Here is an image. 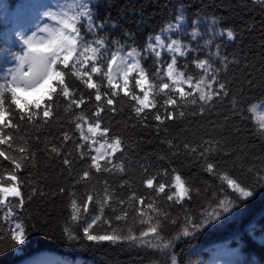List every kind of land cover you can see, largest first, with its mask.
<instances>
[{"label":"snow or ice","instance_id":"6c2138e0","mask_svg":"<svg viewBox=\"0 0 264 264\" xmlns=\"http://www.w3.org/2000/svg\"><path fill=\"white\" fill-rule=\"evenodd\" d=\"M251 2L264 7V0ZM99 6V0H61L48 6L42 15L49 22L38 26L31 35L19 34L17 39L22 45L21 50L10 53L14 63L0 68V160L8 164L5 170L0 171V256L9 250L22 253L19 246L25 244L30 234L22 219L23 212L35 197L46 195L36 182V174L31 172L27 179L30 192H25L26 181L22 173L27 168H38L36 154L40 149L35 144L43 143L42 150L48 160H61L64 166L61 174L67 172L69 187H59L58 192L52 195L54 198L58 195L70 197V223L66 222L62 229L63 238L69 244L87 241L89 244L84 245L87 247L107 242L164 252L172 247L173 241L163 235V228L166 224L176 225L177 219L160 205V201H165L169 208L183 206L185 201L193 199L194 191L199 194V189H194L175 169L170 179H167L168 170L164 169L161 175L166 179L160 180L158 175H148L145 168L146 178L142 184L148 190L147 196L138 195L125 179H121L116 187L103 179L98 181L104 185L102 194L92 185V190L85 194L86 199L77 196L75 189L87 186L95 177L111 176L116 172L126 174L124 162L117 156H122L125 151L124 140L113 135L103 119L108 113L118 112L119 101H126V107L130 109L129 121L135 119L142 127L148 128L151 118L157 122L159 132L160 126L176 119L177 114L183 118L188 110L191 115L204 116L218 101L227 98L229 87L227 81L221 79V73L227 74L230 64L241 63L235 57L230 61L227 55H222L225 40L234 42L237 37L231 28H221L215 17L204 28L199 18L189 20L185 10L180 8L158 32L145 37L141 48L134 40L129 43L128 40L122 42L110 38L105 29L116 25L110 23V17L98 20ZM85 33L92 38L87 39ZM125 36L132 39L131 33L126 32ZM218 38L220 43H217ZM205 50L207 55L200 58L198 53ZM193 54L196 55L191 65L198 70L195 73L190 71L187 62ZM149 58H154L151 72L144 66ZM182 58L184 63H181ZM243 63L247 67V54H244ZM246 75L250 77L251 73ZM70 80L78 81L88 90L87 95L73 87ZM247 82L250 86L253 83L250 78ZM93 99L94 110L88 114L84 107ZM61 102L64 103L63 112L71 117L68 123L74 125V129L63 131L59 140L45 137L41 141L40 130L59 119ZM260 105H264V98L250 103L245 109L240 100L232 96V117L247 119L245 111L252 112ZM197 108L198 112L195 111ZM77 109L80 111L76 112ZM119 111L123 112L124 107ZM223 119L227 123L230 117L224 116ZM208 123L214 131L217 125L212 121ZM27 127L34 128L36 134L30 135ZM219 127L223 129L224 125ZM212 131L206 133L207 138H203L200 144L184 142L182 147L187 155L196 158L204 172L220 181L222 196H214L215 206L210 211L205 208L199 221L185 214L184 224L176 238L189 236L192 231L219 221L235 209H243L246 202L260 194L258 189H264V163L259 170L255 164L246 169L252 176L250 183L233 176L216 159L221 154L230 158L233 153L224 148L220 139L213 138ZM253 135L264 144V115L254 124ZM167 143L169 147L180 148L171 140ZM70 145H75L76 156L86 165L83 170L74 169ZM178 154V151L173 153ZM124 190L130 192L126 198ZM92 205L98 206V213L90 219H83L81 237L74 226L89 216ZM129 208L135 213L139 225H146L138 234L131 226L126 229L113 226V221L128 220ZM109 209L113 215L106 217ZM101 220L111 231H93ZM260 243L264 245V238ZM170 259L171 264H177L175 255ZM30 264L67 262L41 260Z\"/></svg>","mask_w":264,"mask_h":264},{"label":"trees","instance_id":"16d2710c","mask_svg":"<svg viewBox=\"0 0 264 264\" xmlns=\"http://www.w3.org/2000/svg\"><path fill=\"white\" fill-rule=\"evenodd\" d=\"M34 5L35 2L32 0H0V68L12 66L14 61L10 53L19 52L22 47L17 36L9 30L14 9L18 7L26 14L31 12ZM99 5L98 20L110 17V23L116 25L115 28L105 29L110 38H117L122 42L128 40L129 43L134 40L141 48L145 37L158 32L169 19L174 18L180 8L185 10L189 20L199 18L204 28L210 23L211 18L215 17L221 28H231L237 37L234 42L225 40L221 48L222 55H227L230 61L235 57L241 63L230 64L227 74L221 73V79L227 81L229 87L230 95L227 98L218 101L204 116L191 115L188 110L183 118L177 114L176 119L161 125L159 132L156 128L157 122L151 118L148 121L151 126L148 128L142 127L135 119L129 121L130 109L126 107V101H119L118 112L108 113L103 119L104 125L112 129V134L119 135L124 140L125 151L122 156L120 154L117 156L118 160H123L126 174L116 172L111 176L95 177L87 186L81 185L75 189L77 196L86 199L85 194L92 190V185H95V190L102 194L104 185L98 181L103 179H107L113 187H116L121 179L128 180L133 185V191L138 195L147 196L148 190L142 184V180L146 178L145 168L148 175H158L160 180L166 179L161 175L164 169L169 172L167 179L171 178L172 170L175 169L193 185L194 189H199V194L194 191L193 199L185 201L183 206L173 205L169 208L165 201H160V205L177 219L176 225L166 224L163 228V235L173 241L172 247L164 252L159 249L130 247L127 244L112 245L107 242L87 247L84 246L89 244L87 241L69 244L63 238L62 229L66 222L70 223L68 207L70 197L58 195L54 198L52 195L58 192L59 187H69L67 172L64 171L62 175L64 169L62 161L48 160L42 150L43 143L35 144L33 141L35 147L40 149L36 154L38 168H27L22 173L26 181L25 192H30L27 179L31 172L36 174V182L46 195L43 198L35 197L23 212L22 219L28 226L30 234L25 244L19 246L22 253L9 250L0 256V264H20L31 259L48 258H52L53 261H66L67 264H171L172 255L176 256L177 264H264V245L260 243L264 238V189H258L260 194L246 202L243 209H235L233 213L222 216L219 221H214L199 231H192L189 236L181 235L176 238L184 224L185 214L199 221L205 208L210 211L211 207L215 206L214 196H222L219 192L220 181L204 172L195 157L185 153L182 147L184 142L200 144L203 138H207L206 133L212 131L208 123L212 121L217 125L212 131L213 138L220 139L224 148L233 153L230 158L223 157L222 154L216 156L224 170L250 183L252 176L246 169L255 164L259 170L264 163V144L253 135L254 124L261 115H264V105L258 106L252 112L245 111L249 118L244 120L232 117L231 110L232 96H236L245 109L250 103L264 98V7L253 4L251 0H99ZM126 32L132 34V39L125 36ZM85 36L87 39L92 38L87 33ZM220 42L218 38L217 43ZM195 46L194 42L193 47ZM212 50L215 51L214 46ZM244 54H247V67L243 63ZM195 55L187 60L193 73L198 71L191 65ZM198 55L204 58L207 50ZM181 63H184L183 58ZM144 66L150 72L153 71L154 58L147 59ZM249 72L250 77L246 75ZM249 78L253 81L251 86L247 82ZM70 83L87 95L88 90L78 81L70 80ZM94 106L93 99L91 104L82 107L85 112L91 114ZM121 107H124L123 112L119 111ZM63 108L64 103L61 102L59 119L40 130L41 141L45 137H56L59 140L63 131L74 129V125L68 123L70 115H66ZM195 111L198 112V108ZM224 116L230 117L227 123L223 119ZM221 124L224 125L223 129L219 127ZM237 128L238 132L235 131ZM27 132L30 135L36 134L32 127H27ZM78 135L76 133L77 137ZM169 140L175 145H180V148L169 147L167 143ZM70 147L73 152L74 169L83 170L86 165L76 156L75 145ZM177 151L179 154L173 155ZM7 167V162L0 160V171ZM123 195L126 198L130 192L124 190ZM91 207L89 216L82 218L80 225L74 226L81 237L83 219H90L98 213V206ZM112 215L110 209L106 210V217ZM117 225L122 229L134 227L137 234L146 227L139 225L131 208L126 222L113 221V226ZM93 231L103 233L111 229L101 220L94 226ZM222 245L227 250L223 249Z\"/></svg>","mask_w":264,"mask_h":264},{"label":"rangeland","instance_id":"374dc122","mask_svg":"<svg viewBox=\"0 0 264 264\" xmlns=\"http://www.w3.org/2000/svg\"><path fill=\"white\" fill-rule=\"evenodd\" d=\"M35 5L32 6L30 13L23 14V11L16 7L12 14L11 23L9 26L10 32L14 33L17 37L19 34L23 33L25 36L31 35L33 31L36 30L38 26H43V24L48 23L46 17H43L42 13L48 9V6L55 5L61 0H32ZM223 249L224 245L221 246ZM225 250H227L225 248ZM46 260L53 261L52 258ZM32 261H41L40 259H31L27 263L24 261L20 264H30Z\"/></svg>","mask_w":264,"mask_h":264}]
</instances>
